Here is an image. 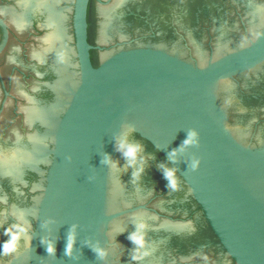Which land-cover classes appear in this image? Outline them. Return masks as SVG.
Returning <instances> with one entry per match:
<instances>
[{"label": "water", "instance_id": "1", "mask_svg": "<svg viewBox=\"0 0 264 264\" xmlns=\"http://www.w3.org/2000/svg\"><path fill=\"white\" fill-rule=\"evenodd\" d=\"M122 125L140 185L101 162L126 164ZM192 129L173 191L159 165ZM136 216L139 264H264V0H0V242L32 226L0 264H135Z\"/></svg>", "mask_w": 264, "mask_h": 264}, {"label": "clouds", "instance_id": "2", "mask_svg": "<svg viewBox=\"0 0 264 264\" xmlns=\"http://www.w3.org/2000/svg\"><path fill=\"white\" fill-rule=\"evenodd\" d=\"M134 129L128 125H122V130L119 135L116 136V150L121 152L124 157L126 164L120 166L118 162L113 161L110 154H104L102 163L109 166L110 171L115 170L116 173L120 172L121 169L126 171L128 168L132 169L130 181L133 184L140 185L144 180L146 174V161L149 159V155L145 154L144 145L140 142L132 140L131 134ZM199 143L198 132L195 129L187 131L186 138L184 141L174 149H171L167 153V160L170 163H161L159 165L160 170L164 179L167 181L166 187L173 191H178L181 187V180L179 176L178 168V157L180 152L187 146H195ZM159 149H157L158 151ZM199 160H193L190 167L192 169L197 168ZM134 231L128 233L127 239L134 245L130 250L131 261L135 264H139L140 261L144 260L145 257L151 254V247L147 240V232L149 225L147 222L139 216L133 219ZM77 225H73L69 231L67 242L65 245V255L72 256L76 250L77 244ZM32 226L30 222L24 221L22 218L20 221L8 225L4 229V234L8 239L0 242V255H12L20 251L24 246L25 237L30 234ZM125 231V230H123ZM123 231H119L116 235ZM28 243L31 241L29 239ZM42 244L46 246V251L49 255H55L56 243L54 240L42 239ZM92 251L96 254L100 260L105 259L109 255V248L101 246L99 242L90 244ZM207 260L208 258L205 257Z\"/></svg>", "mask_w": 264, "mask_h": 264}, {"label": "flooded vegetation", "instance_id": "3", "mask_svg": "<svg viewBox=\"0 0 264 264\" xmlns=\"http://www.w3.org/2000/svg\"><path fill=\"white\" fill-rule=\"evenodd\" d=\"M200 258H195V259H192V260H190V259H188V260H186L185 262H191V261H196L195 263H198V262H203V261H205L204 263H206L207 264V261L209 260V261H211L210 259H204V260H199ZM212 262V261H211ZM198 264H201V263H198Z\"/></svg>", "mask_w": 264, "mask_h": 264}, {"label": "trees", "instance_id": "4", "mask_svg": "<svg viewBox=\"0 0 264 264\" xmlns=\"http://www.w3.org/2000/svg\"><path fill=\"white\" fill-rule=\"evenodd\" d=\"M92 57H93V53H92Z\"/></svg>", "mask_w": 264, "mask_h": 264}]
</instances>
